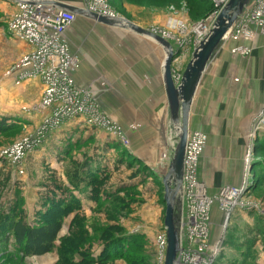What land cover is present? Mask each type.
Masks as SVG:
<instances>
[{"label": "rangeland", "instance_id": "obj_1", "mask_svg": "<svg viewBox=\"0 0 264 264\" xmlns=\"http://www.w3.org/2000/svg\"><path fill=\"white\" fill-rule=\"evenodd\" d=\"M102 2L103 9L101 5L98 10L105 17L120 18L144 31H154V34L163 39L165 38L158 32L183 38L184 35L179 31L183 27L204 21L210 11L201 0ZM11 10L0 1V114L9 108L13 115L19 116L8 124L9 130L0 134V236H10V227L17 222L33 227L41 223H59L60 231L49 253L38 257H18L8 264H72L78 261H81L79 264H131L139 257H144L139 264H156L151 253L156 234L163 228L164 191L160 185H156L152 172L147 170L141 160L130 155L131 150L124 149L107 128L90 124L82 117L76 118L72 123L66 124L70 125L68 128L61 130L65 125L61 124L50 131L41 143L24 153L16 162L14 158L9 159L3 154L18 142L29 139L42 123L41 114L35 111L43 95V88H35V83L39 80L27 79L32 82L24 84L25 87L7 85L6 82V74L22 58L14 54L17 44L4 31L7 20L13 14ZM123 30L146 37L129 29ZM81 37L85 38L83 35ZM184 39L187 43L180 48L173 41L167 40L176 53L171 63L176 79L191 60L195 48L193 37ZM261 39L257 34L255 40L246 42V46L252 52L254 44L256 46ZM156 45L159 47L156 52V71L160 77L165 50L160 44ZM255 51L254 54L257 53ZM127 56L124 55L123 58ZM223 65L217 68L222 71L219 77L221 81L228 70V64L225 62ZM71 79L75 85L73 74ZM122 83L123 80L117 87H128ZM221 83L215 79L210 85L218 90ZM262 83L264 84V75ZM113 86L112 88L116 87ZM88 93L98 108L95 97L97 93ZM98 113L113 124L105 111L98 109ZM20 117L22 120L26 117V122L18 126ZM72 127L74 130L69 133L68 129L72 130ZM254 128L249 150L247 141L244 143L242 168H251L249 174L252 186L246 201L257 208L251 207L247 212L245 209L235 211L228 222L225 215L221 216V223H227L223 234L225 254L221 264H264V172L261 170L264 167V122L255 124ZM168 136L169 130L166 127L159 139L166 142ZM136 141L134 140L136 144L140 142L139 139ZM69 144L72 145L69 147ZM131 144L133 142L129 141L130 148ZM164 152V149L158 150L156 155L161 154L159 159L163 160ZM86 161L90 163L89 172L80 170V166ZM196 164H199V158ZM93 172L96 174H92ZM154 172L156 178L163 175L158 167ZM75 173L80 178L74 180ZM81 178L84 180H80ZM210 197L207 195V200L213 206L214 201ZM217 211L218 208L214 207L212 218ZM215 233H219V228ZM114 243L120 245L118 252L112 246ZM126 244L128 246L124 247ZM7 250L16 254L12 238H9ZM245 254L249 257L244 258Z\"/></svg>", "mask_w": 264, "mask_h": 264}, {"label": "crops", "instance_id": "obj_2", "mask_svg": "<svg viewBox=\"0 0 264 264\" xmlns=\"http://www.w3.org/2000/svg\"><path fill=\"white\" fill-rule=\"evenodd\" d=\"M0 1L9 6L12 12L15 11L16 2ZM21 1L55 7L57 4H66L82 9L86 0ZM123 29L75 15V21L65 33L69 54L77 61V69L72 73L73 80L78 88L97 93L95 97L98 109L105 111L113 125L121 129L123 135L133 142L132 149L130 145L125 148L119 144L124 149L131 150L129 154L141 160L147 170L155 174V182L158 185L159 179L156 178L154 170L158 167L165 173L176 133L170 122L163 86V61L159 77L156 71V52L159 47L149 37H141ZM257 33L262 37L261 41L252 47L257 53L252 51L245 57L234 52L237 48L247 45L242 39L227 37L223 41L201 79L191 107L189 133H199L204 138L198 156L197 179L211 197L216 196L223 187L240 186L246 177V168H242L244 143L247 141L249 150L247 135L257 113L264 107V35L259 30ZM82 35L85 38H80ZM10 40L17 44L14 54H18V57L30 51L25 43L11 38ZM124 55L128 56L123 58ZM225 62L228 64V70L221 81L219 77L222 71L217 68L224 66ZM15 63L5 76L7 85L25 87L23 85L32 80H20L22 71L14 68ZM215 79L222 82V85L218 84V90H214V86L210 85ZM121 80L124 82L122 85L128 86L127 88L117 87V84L121 85ZM37 82L35 88L41 90L42 85L40 81ZM113 85L116 87L112 88ZM11 110L8 108L0 114V120L4 121L5 125L14 122L13 118H19L13 115ZM25 118L22 120L20 117L18 126L24 125ZM69 126L65 124L61 130ZM166 127L169 136L166 142L160 141L159 135ZM73 130L72 127L68 132ZM114 139L119 142L115 137ZM137 139L140 144L134 143ZM73 142H76V139ZM70 145L72 144H69V147ZM163 149L166 152L162 160L159 159L161 154H156L158 150ZM221 216L223 213L218 208L211 224L214 238L219 234L215 233L216 230H221Z\"/></svg>", "mask_w": 264, "mask_h": 264}, {"label": "built area", "instance_id": "obj_3", "mask_svg": "<svg viewBox=\"0 0 264 264\" xmlns=\"http://www.w3.org/2000/svg\"><path fill=\"white\" fill-rule=\"evenodd\" d=\"M228 2L229 0H207L210 11L204 21L194 26L181 27L182 31L179 32L184 37L174 36L177 47L186 45L185 37H193V45L196 47L199 41L195 29H209ZM102 4V0H86L83 9L92 11L93 8L92 12H95ZM74 21L75 15L68 10L55 6L17 3L15 11L6 22V34L30 48V51L22 56L14 66L16 70L22 71L19 79L37 78L43 88L41 102L35 108V111L42 117L40 127L29 139L18 142L13 148L3 153L9 159L14 158V162L41 143L50 131L60 127L61 124H67L81 117L88 120L90 124L107 128L123 147L128 148L129 146V141L121 129L99 115L98 108L92 102L88 91L78 89L72 82L71 75L77 68V61L69 54L65 33ZM262 26H264V0H250L229 32L228 38L233 37L236 40L239 36L244 42H252L255 36L259 35L257 31ZM234 52L245 57L251 51L247 46H241ZM260 121L264 122V118ZM202 144H204L202 135H194L187 145L186 159L187 154L189 155L197 149L198 145ZM187 165L186 160L185 166ZM197 166L195 163L194 166L189 165V172L184 173L183 185L179 193L181 246L176 264H221L225 254L223 247L225 240L222 238V241L210 250L209 232L203 233L204 229L207 231L206 227L210 223L211 208L198 197L205 189L197 180ZM250 170V167L246 170V177L240 186L223 187L220 189L219 196L216 197L221 198L223 208L227 211L224 214L226 221L235 211L243 209L249 211L251 207L257 208L256 205H250L246 201V196L252 186ZM206 205L208 209H205ZM165 250L166 237L164 229H161L156 234L151 253L156 264L164 263Z\"/></svg>", "mask_w": 264, "mask_h": 264}, {"label": "water", "instance_id": "obj_4", "mask_svg": "<svg viewBox=\"0 0 264 264\" xmlns=\"http://www.w3.org/2000/svg\"><path fill=\"white\" fill-rule=\"evenodd\" d=\"M3 1L35 5V3L23 2L21 0ZM249 1L229 0L215 19L207 36L194 48L192 58L178 79L177 85L174 83L173 71L171 69V63L176 53L173 51L169 42L152 32L144 31L126 21H124L125 24H122L113 19H108L104 15L96 14L83 8L77 9L66 4H57L59 9L68 10L74 15L90 18L109 27L122 26L124 29H129L137 34L149 37L160 44L165 50L166 57L162 66L163 86L168 104L170 122L172 127L177 128V134L167 169L163 175L158 176V185L164 191L162 202L165 205L163 229L166 237V250L163 264H175L180 251V200L178 196L183 185L184 160L193 100L209 64L242 15Z\"/></svg>", "mask_w": 264, "mask_h": 264}, {"label": "trees", "instance_id": "obj_5", "mask_svg": "<svg viewBox=\"0 0 264 264\" xmlns=\"http://www.w3.org/2000/svg\"><path fill=\"white\" fill-rule=\"evenodd\" d=\"M201 2L205 5V7H208L207 9L210 8V6L207 5V0H201ZM205 13H207V11ZM9 129L10 128H8V124L5 125L4 121L0 120V134L4 133ZM89 165H90L89 161H86L85 164L80 166V170H82L83 172H86L87 170L89 172L90 170ZM261 170H263L264 172V167ZM92 174H96V173L93 172ZM93 176L95 177L97 175H93ZM77 178L80 177L78 173H75L73 179L76 180ZM80 180H84V179L81 178ZM10 229H11L10 236H0V264H8V262H14V260L18 259V257L20 258L38 257L49 253L52 250L58 232L60 231V224L41 223L33 227V226H26L23 223L17 222L14 225H12ZM9 238L13 239L16 248V254H11L7 250ZM112 246L114 247L115 252L119 251L120 245L114 243ZM123 246L126 247L128 246V244ZM246 254L244 255V258L249 257V255L246 256ZM141 258L144 259V257ZM141 258L139 257V259L134 260L133 262H131V264H139L140 261H142ZM80 262L81 261L73 262L72 264H79Z\"/></svg>", "mask_w": 264, "mask_h": 264}, {"label": "bare ground", "instance_id": "obj_6", "mask_svg": "<svg viewBox=\"0 0 264 264\" xmlns=\"http://www.w3.org/2000/svg\"><path fill=\"white\" fill-rule=\"evenodd\" d=\"M101 9H103V4H102V7H101ZM92 11H94V9L92 8ZM98 13H99V10H96ZM94 12V13H97V12ZM100 15H103V13H99ZM107 17V16H106ZM108 19H113V20H115V21H117V22H121L122 24H125L124 23V21L123 20H121L120 18H117V17H107ZM119 28H124V27H122V26H119ZM209 31H210V29H195V32H196V35H197V38H198V41L199 42H201L206 36H207V34L209 33ZM259 32L260 33H262V34H264V26H262V27H260V29H259ZM158 34L159 35H161V36H163L165 39H166V41L167 40H170V41H173V44L175 43L176 45H177V43L175 42L176 40H175V37L173 36V35H170V34H163V33H159L158 32ZM238 38L240 39V37L238 36ZM164 39V40H165ZM242 39V38H241ZM198 42V43H199ZM181 46V45H180ZM178 48V47H177ZM165 57H166V54H165ZM164 60H165V58H164ZM164 60H163V63H164ZM163 63H162V66H163ZM173 76H174V83H175V85H177L178 84V79L180 78V77H178L177 79L175 78V75L173 74ZM263 118H264V107H263V110H262V112L260 113V114H258L257 116H256V118L253 120V122H252V127H251V129H250V132H249V134H248V136H247V140H248V143H249V145H251L252 144V140H253V137H254V129L256 128H254V125L255 124H257V123H260L261 121V119L263 120ZM177 127V126H176ZM173 129L175 130V139H174V143H173V145L175 144V141H176V134H177V128L175 129V127H173ZM194 135H197V134H188V141H187V145H188V143H189V141H190V139L191 138H193L194 137ZM203 147V144L202 145H198L196 148L197 149H194V151H192L189 155L187 154V159H186V154H185V160H184V173H186V172H189V165H191V166H194V163L196 164L197 163V158H198V156H199V154H200V150H201V148ZM187 149V148H186ZM187 160V163H188V165L187 166H185V161ZM185 167H186V170H185ZM202 184V183H201ZM203 185V184H202ZM203 187H204V189H205V191L204 192H200V196H198L199 197V199H201V201L204 203H206L208 206H209V208H211V214L209 215V219H210V223H209V225H208V227H206V229H207V231L204 229V231H203V233H207V232H209V235H210V237L212 236V228L213 227H211V221H212V212H213V206L214 205H216L218 208H219V210L223 213V215L227 212L224 208H223V204H222V201H221V198H216L217 196H219L218 194H220L221 192V190L218 192V194L216 195V196H214V197H210L213 201H214V204H213V206H212V203H210L208 200H207V195H208V193H207V190H206V188H205V186L203 185ZM180 196V195H179ZM178 196V197H179ZM209 196V195H208ZM206 201H208V202H206ZM205 206V209H208V206ZM215 207V206H214ZM229 212V211H228ZM231 212V211H230ZM226 219V218H225ZM226 222H228V221H226ZM226 222H223V224L221 225V230L219 229V233H220V235L218 234L217 235V238H214L213 236L211 237V241L209 242V248H210V250H213L214 248V246L217 244V243H219V242H221L222 241V238H224L223 237V234L225 233V230H226V227H227V223ZM215 225V224H214ZM218 226V225H217ZM205 228V226H202V228ZM222 233V234H221ZM215 234V233H214ZM179 237H180V235H179ZM181 239V238H180ZM180 246H181V241H180ZM176 264V263H175Z\"/></svg>", "mask_w": 264, "mask_h": 264}]
</instances>
